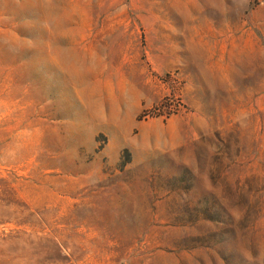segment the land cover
Segmentation results:
<instances>
[{
    "label": "rangeland",
    "instance_id": "1",
    "mask_svg": "<svg viewBox=\"0 0 264 264\" xmlns=\"http://www.w3.org/2000/svg\"><path fill=\"white\" fill-rule=\"evenodd\" d=\"M0 264H264V0H0Z\"/></svg>",
    "mask_w": 264,
    "mask_h": 264
}]
</instances>
